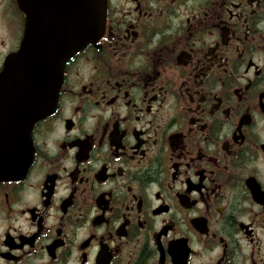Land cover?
Wrapping results in <instances>:
<instances>
[{
  "label": "flooded vegetation",
  "instance_id": "1",
  "mask_svg": "<svg viewBox=\"0 0 264 264\" xmlns=\"http://www.w3.org/2000/svg\"><path fill=\"white\" fill-rule=\"evenodd\" d=\"M25 21L0 0V73ZM28 162L0 264H264V0H107Z\"/></svg>",
  "mask_w": 264,
  "mask_h": 264
},
{
  "label": "water",
  "instance_id": "2",
  "mask_svg": "<svg viewBox=\"0 0 264 264\" xmlns=\"http://www.w3.org/2000/svg\"><path fill=\"white\" fill-rule=\"evenodd\" d=\"M18 4L26 17L23 40L0 73V180L27 171L32 129L57 110L65 67L96 45L106 26L107 0Z\"/></svg>",
  "mask_w": 264,
  "mask_h": 264
}]
</instances>
